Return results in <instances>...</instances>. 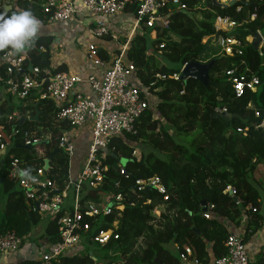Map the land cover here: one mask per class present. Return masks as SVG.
<instances>
[{
  "label": "trees",
  "instance_id": "obj_1",
  "mask_svg": "<svg viewBox=\"0 0 264 264\" xmlns=\"http://www.w3.org/2000/svg\"><path fill=\"white\" fill-rule=\"evenodd\" d=\"M179 3L187 9L181 11L172 4L174 12L167 28H148L143 24L130 41L127 59L136 67L139 85L152 98L150 107L139 119L135 136L124 135L111 143L113 153L105 161L109 173L103 185L85 190L84 201L106 207L110 205L111 194L122 195L121 204L125 207L122 229L115 228L120 214L115 208L113 215L90 221L86 252L60 258L53 264L123 262V255L130 254L135 239L142 234H147V250L124 264H183L179 252L186 247L192 249L199 264H212L227 255L228 227L241 224L245 213L250 220L248 231L255 234L262 228L259 190L264 192V46L256 50L246 40L257 33L264 38V5L256 0L243 2L246 13L256 15V20H247L231 32L220 33L246 45L242 56L226 57L215 43L214 21L218 16H228L242 23L245 14H237L235 6L214 8L210 0H179ZM10 4L8 15L29 10L41 22L46 20L42 0H12ZM136 11V4L126 8V14L134 17ZM154 32L155 39L151 37ZM106 39L111 41L112 37ZM53 43L52 36L36 37L24 53L27 57L24 71L29 72L31 67L52 68ZM119 53L120 50L116 51ZM159 53L164 62L158 59ZM100 55L110 59L104 49ZM215 59L207 87L195 79L182 81L179 76L188 63H209ZM232 69L237 70V75L256 76L259 79L256 90H246L240 98L236 97L233 83L226 76ZM53 71L66 72V69L61 64ZM176 75L179 80L174 79ZM16 112L26 119L22 126L19 121L8 124L9 117ZM38 112V121H30ZM0 125L6 126L8 134L12 129L18 132L7 143L0 161V207L5 198L0 232L7 230L19 238L30 237L42 217L28 210L22 191L8 177V165L17 159L21 168L30 169L31 173L44 169L45 160L59 150L58 138L69 128L57 122L55 105L39 100L35 93L20 105H15L11 96L1 104ZM25 132L49 136L51 141L28 148L23 141ZM140 144L148 150H143L138 158L134 156V145ZM69 170L70 160L60 151L51 162L48 176L62 189L69 179ZM154 177L166 187V194L149 188L138 190V181ZM227 188L236 191V196L226 193ZM209 204L215 206L211 220L200 214L203 205ZM159 207L166 208L172 217L166 218L162 231L154 232L145 224ZM45 232L47 238L35 245L34 258L19 264H40L37 249L42 244L59 241L55 221H49ZM101 232L118 233L119 240L112 239L101 246L94 242ZM169 244L175 245L178 254L167 248Z\"/></svg>",
  "mask_w": 264,
  "mask_h": 264
},
{
  "label": "built area",
  "instance_id": "obj_2",
  "mask_svg": "<svg viewBox=\"0 0 264 264\" xmlns=\"http://www.w3.org/2000/svg\"><path fill=\"white\" fill-rule=\"evenodd\" d=\"M216 1L228 7L235 6L237 14H245V20L242 23L228 16H218L214 21L215 35H217L215 43L220 48L221 54L226 57L242 56L246 45L235 38L223 37L220 33L231 32L241 27L247 20H256L257 16L248 15L243 6V2L249 4L251 0ZM256 1L264 5V0ZM132 4L137 6L136 16H133L135 31H139L143 24L148 28H167L174 12L172 4L178 6V10L187 9L185 5L179 3V0H42V13L51 24L71 22L77 16L89 17V15L95 19L108 21L126 14V8ZM232 4L233 6H230ZM95 25L90 29L93 37L104 39L111 36L112 40H118L112 33L113 26L107 22L101 20ZM254 38H248L247 43L253 44ZM207 41L208 39L203 43ZM128 45L129 43L126 42L120 48L119 54L105 60L100 55V49L90 44L86 61L93 71L85 79L68 72H54L53 68L31 67L29 72H25L27 60L25 54L13 55L7 50L0 52V67L3 69L0 73V87L8 95L25 103L31 94L35 93L39 100L55 105L57 122L60 125L71 129L81 128L89 123L93 126L92 140L87 145V152L84 154L79 172L73 176L70 167L69 179L62 189H59L49 178L48 172L44 169L31 173L35 180L29 181L18 174L22 170L19 160L12 159L8 165V177L22 191L28 210L41 217L49 218V221H55L57 225L59 241L42 244L37 249V261L40 264H53L60 258L79 255L83 236L91 231V220L111 216L115 208L120 214L125 210L121 204L122 195L111 194L108 207L83 199L86 189L96 190L103 185L106 174L109 173V166L105 164V161L108 155L113 153L111 143L124 135L135 136L139 119L150 107L152 98L148 90L139 85L136 67L127 59ZM163 47L164 45L161 49ZM179 76L176 75L174 79L179 80ZM226 76L233 83L238 98L246 90L255 91L259 85V79L256 76L237 75L236 69L227 71ZM80 85L89 87L91 94L75 92ZM226 111L223 109V112ZM22 119L24 117L16 112L9 117L8 124L20 122ZM238 132L242 133L240 130ZM17 134L15 129L8 134L6 126L0 125V161L6 153L7 143L11 142ZM23 141L26 147L31 148L50 142L51 138L38 137L36 133L25 132ZM58 148L69 160L72 159L75 155V137L65 132L58 138ZM121 173H124L123 169ZM137 186L139 191L149 188L163 195L167 193L166 187L158 177L140 180ZM228 192L236 196V191L232 188H227L226 193ZM69 193L73 195V203L70 206L66 205ZM214 210L215 206L209 204L203 206L201 214L205 219L211 220ZM112 239L119 240V234L101 232L94 238V242L104 246ZM30 243V237L19 238L15 232L3 230L0 232V257L16 253ZM225 247L227 255L215 260L214 264H264V260L261 263L251 262L245 239L235 233H229ZM179 258L183 264H199L192 249L188 247L179 252Z\"/></svg>",
  "mask_w": 264,
  "mask_h": 264
},
{
  "label": "crops",
  "instance_id": "obj_3",
  "mask_svg": "<svg viewBox=\"0 0 264 264\" xmlns=\"http://www.w3.org/2000/svg\"><path fill=\"white\" fill-rule=\"evenodd\" d=\"M4 2L11 6L10 2H12V0H0V5ZM101 20L113 26L112 33L118 40L109 41L106 39L107 37L104 39H97L90 34V29L94 28L96 26L95 24ZM101 20L99 18L92 19L87 16H77L71 22L61 23V26L54 29V33L52 32L53 29L51 30L49 27L54 24L49 23L47 20L43 22L40 21L41 26H48L47 29L49 30L44 33L40 30L39 36H52L54 38V43L52 45V68L55 69L57 66L63 64L66 72L85 79L90 72L93 71L90 64L86 61L87 49L90 44L96 45L100 50L104 49L108 52L110 58H113L116 51L120 50L126 42L130 44V41L138 32L135 31V19L132 15L124 14L114 20ZM125 23H131L132 26L129 29H124ZM82 26L84 27V30L81 29ZM80 43L83 46H80ZM55 55L57 56L56 60L54 58ZM75 92H82L86 95L91 94L89 87L85 85L77 86ZM9 98L10 95H8L5 90L0 87V105L9 100ZM12 102L14 103L13 98ZM78 172L79 170L75 171L73 176H76ZM249 222V216L245 213L241 224L238 226L230 224L228 230L230 233H235L245 239L251 262L261 263L264 260V221L262 228L255 234H252L251 231L246 229ZM18 256L21 257L20 252L9 254L7 256L3 255L0 257V264H19L24 261Z\"/></svg>",
  "mask_w": 264,
  "mask_h": 264
},
{
  "label": "rangeland",
  "instance_id": "obj_4",
  "mask_svg": "<svg viewBox=\"0 0 264 264\" xmlns=\"http://www.w3.org/2000/svg\"><path fill=\"white\" fill-rule=\"evenodd\" d=\"M202 10H206V9H202ZM89 15V14H88ZM89 18H92L94 19V17H92L91 15H89ZM59 26H61V23H57V24H54L52 26H49L52 30V32L54 33V29L58 28ZM132 26V24H127L125 23L124 24V29H129L130 27ZM48 26L46 27H43V26H40V30L41 32H48L49 29H47ZM81 29L84 30V27L82 26ZM39 30V32H40ZM39 32L38 34L36 35V37L39 36ZM41 34V33H40ZM36 37L33 39L32 41V44H34V41L36 39ZM151 37L153 39L156 38V34L153 33L151 35ZM217 45V44H216ZM80 46H83L81 43H80ZM28 50V49H27ZM26 50V51H27ZM26 51L24 53H26ZM55 60L57 58V56L55 55ZM158 59L161 61V62H164V56L159 53L158 54ZM201 63V62H200ZM202 64H206V63H202ZM13 101H14V104L15 105H20L21 104V101L14 97L13 96ZM92 131H93V126H92V123H89L81 128H77V129H71L69 128V130L67 131V134L71 135V136H74L75 137V155L72 159H70V167H71V170H72V174H75V171H77L81 165H82V162H83V159H84V154H85V151H86V147L87 145H89V143L91 142L92 140ZM136 146V153H135V156L136 157H140V154L143 150H148L147 147L143 146V145H134ZM121 165H124V160H121ZM78 168V169H77ZM260 192V195H261V214L262 216L264 217V192H262L261 190H259ZM73 203V195L72 193H69V197L68 199H66V205L70 206L72 205ZM4 205H5V198L3 199V203L0 207V223L2 221V218H3V213H4ZM201 214V213H200ZM150 219L149 221L145 224L146 227H148V230H152L154 232H159V231H162L163 229V225L165 224L166 222V218H170L171 219V214L168 212V210L164 207H159L157 209V212L155 213H151L150 214ZM124 218V211H121V214L118 215V223H115V228L116 230H121L122 229V226H120L121 224V221L123 220ZM49 223V218H45V217H42V221L40 222V224L38 225V227L32 232L31 236H30V241L31 243L29 245H27L26 247H24L23 249L19 250L18 253L20 252L21 253V260H26V259H31L32 257H34V249H35V245L38 244V243H41L42 242V239L46 240V228H47V225ZM148 233V231H147ZM89 234V233H88ZM87 234V235H88ZM87 235H84L83 236V240H82V246L81 248H79V253H83V252H86V248H87V239H86V236ZM147 234H142L140 235L137 239H135V244L134 246L132 247L131 251H130V254L128 255H123L122 257V261L123 262H127L129 258H133L135 256H142L143 253L147 250ZM168 249H170L173 253H177L178 254V250L177 248L175 247L174 244H169L167 246ZM91 249V248H89ZM88 251V250H87ZM92 251V249L90 250ZM38 252V251H37Z\"/></svg>",
  "mask_w": 264,
  "mask_h": 264
},
{
  "label": "clouds",
  "instance_id": "obj_5",
  "mask_svg": "<svg viewBox=\"0 0 264 264\" xmlns=\"http://www.w3.org/2000/svg\"><path fill=\"white\" fill-rule=\"evenodd\" d=\"M41 22L29 10H20L11 15L0 14V52L23 54L32 44L40 30ZM21 178L34 181L30 169L19 171Z\"/></svg>",
  "mask_w": 264,
  "mask_h": 264
},
{
  "label": "water",
  "instance_id": "obj_6",
  "mask_svg": "<svg viewBox=\"0 0 264 264\" xmlns=\"http://www.w3.org/2000/svg\"><path fill=\"white\" fill-rule=\"evenodd\" d=\"M210 1H211L212 6L214 8L226 9L228 7L227 5L218 3L216 0H210ZM230 6H233V4ZM10 11H11V6L7 5L4 2L2 4V6L0 7L1 14L8 16V13ZM253 45L256 48V50H260L262 48L263 37L260 33L256 34V36L254 38ZM216 62H217V59H215L209 63H206V64H202L200 62H192V63L186 64L181 71L182 81H187L188 79H195L198 82H200L201 84H203L205 87H207L209 85V82H210V71L212 70V68L214 67ZM39 115H40V113L38 112L34 118H31L29 120L30 121H38ZM25 122H26V119H22L20 121V126H22ZM262 128L264 129V122L262 124ZM59 152H60L59 150H56L49 158H47L45 160L44 170L46 172L50 171L51 162H52L53 158L55 157V155ZM124 163H125V161H124ZM235 200H236V202L239 203L238 199L235 198ZM203 206H205V205H203ZM111 207H114V205H111Z\"/></svg>",
  "mask_w": 264,
  "mask_h": 264
}]
</instances>
